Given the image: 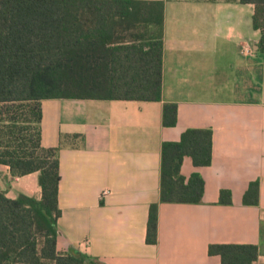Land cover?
Listing matches in <instances>:
<instances>
[{"label":"crops","instance_id":"obj_1","mask_svg":"<svg viewBox=\"0 0 264 264\" xmlns=\"http://www.w3.org/2000/svg\"><path fill=\"white\" fill-rule=\"evenodd\" d=\"M110 1V0H101ZM164 2L161 101L41 102V146L59 149L56 252L99 264H220L210 245H255L264 264V55L254 6L239 0ZM164 104L177 122L163 125ZM187 129L212 132V163L180 174L204 183L199 204L160 202L161 150ZM259 181V204L243 195ZM6 198L41 199L38 174L0 164ZM231 204H220V193ZM107 192L106 196H102ZM157 204V241L146 243Z\"/></svg>","mask_w":264,"mask_h":264},{"label":"trees","instance_id":"obj_2","mask_svg":"<svg viewBox=\"0 0 264 264\" xmlns=\"http://www.w3.org/2000/svg\"><path fill=\"white\" fill-rule=\"evenodd\" d=\"M254 6L253 28L262 32L264 0ZM164 2L124 0H0V164L16 177L38 174L41 199L6 198L0 191V264H99L56 252L60 217L59 149L41 146V102L53 99L161 101ZM177 122L175 104H164L163 125ZM184 157L194 167L212 163V132L187 129L161 150L160 202L199 204L204 183L180 174ZM220 204H231L220 193ZM259 204V181L243 195ZM157 204L149 208L146 243L157 241ZM220 264H254L255 245H210Z\"/></svg>","mask_w":264,"mask_h":264},{"label":"built area","instance_id":"obj_3","mask_svg":"<svg viewBox=\"0 0 264 264\" xmlns=\"http://www.w3.org/2000/svg\"><path fill=\"white\" fill-rule=\"evenodd\" d=\"M106 195H107V192H103V193H102V196H106Z\"/></svg>","mask_w":264,"mask_h":264}]
</instances>
